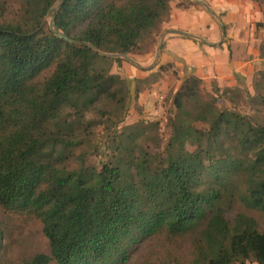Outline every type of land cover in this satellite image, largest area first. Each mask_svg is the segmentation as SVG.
Instances as JSON below:
<instances>
[{"label": "trees", "instance_id": "16d2710c", "mask_svg": "<svg viewBox=\"0 0 264 264\" xmlns=\"http://www.w3.org/2000/svg\"><path fill=\"white\" fill-rule=\"evenodd\" d=\"M18 1H0V207L37 217L49 245L22 264H124L159 235L189 239L187 264H264L253 215L264 216V124L202 99L189 75L166 145L149 151L156 125L118 127L129 84L111 67L123 58L55 34L58 0ZM169 1L62 0L53 23L100 52L139 53ZM257 76L254 94L242 92L264 107V70ZM98 126L109 151L94 165L82 146L95 149Z\"/></svg>", "mask_w": 264, "mask_h": 264}, {"label": "rangeland", "instance_id": "374dc122", "mask_svg": "<svg viewBox=\"0 0 264 264\" xmlns=\"http://www.w3.org/2000/svg\"><path fill=\"white\" fill-rule=\"evenodd\" d=\"M4 1L8 8H17L18 0ZM264 17V5L259 4ZM264 20V18H263ZM258 40L254 42V48H258L260 57L264 58V23L256 25ZM156 29L144 40L142 50L139 53L127 54L133 61L139 62L142 66L151 65L149 68L141 69L133 62L123 58L120 64L113 63L111 72L118 73L125 77L129 84V100L126 114L118 127L139 124L147 127L150 124L156 125V129L147 131L149 151L157 149L155 146L164 147L171 133L170 116L176 111L173 100L176 91L181 86L184 77L171 68V63L159 65V60L154 62V55L158 37ZM155 33V34H154ZM202 43L200 40H197ZM161 69L160 67H166ZM151 69V70H150ZM150 70V71H149ZM259 70H254L251 82V89L254 80L257 78ZM195 76V75H194ZM136 78L145 81H135ZM215 87L219 89L216 90ZM244 88L235 86L219 87L214 79L203 80L200 83V97L220 108H235L242 113L250 114L255 121L264 124V107L255 106L246 100L243 95ZM198 128H206V124L196 122ZM95 149H90L88 145L82 146V150L87 151L86 162L99 165V162L106 159L105 152L107 140L102 126L95 128L92 140ZM77 150L76 152H78ZM75 166L76 163H71ZM253 215L258 219L261 227H264V216L257 213ZM0 228L2 238L0 241V264H22L36 253H48V240L43 234L41 221L27 212H15L4 210L0 207ZM190 251V242L186 237L176 238L171 241L165 240L163 235L142 241L132 250L129 260L124 264H187ZM238 264V263H237ZM246 264H253L248 261Z\"/></svg>", "mask_w": 264, "mask_h": 264}, {"label": "crops", "instance_id": "0c3cea01", "mask_svg": "<svg viewBox=\"0 0 264 264\" xmlns=\"http://www.w3.org/2000/svg\"><path fill=\"white\" fill-rule=\"evenodd\" d=\"M201 1L209 5L211 12L198 0L169 1V13L161 19L155 32L156 48L163 38L159 65L171 63V68L184 78L195 75L203 80L214 79L219 87L240 86L253 95V72L264 64L258 48L253 46L258 40L255 23L264 18L261 8L253 0ZM172 30L201 37L206 42L170 33ZM134 62L141 69L151 66Z\"/></svg>", "mask_w": 264, "mask_h": 264}, {"label": "water", "instance_id": "95a60500", "mask_svg": "<svg viewBox=\"0 0 264 264\" xmlns=\"http://www.w3.org/2000/svg\"><path fill=\"white\" fill-rule=\"evenodd\" d=\"M203 6H205V8L207 10H209L211 12V9L209 7L208 4H206L204 1H201V0H198ZM62 3V0H58V2L55 4V6H53L49 11H48V16H49V26L50 28L55 32V34H57L58 36H60L61 38L67 40L68 42L70 43H73V44H85V45H89L91 46L94 50H96L97 52H99L100 54H103V55H106V56H114V57H123L131 62H134L132 59H130L126 54H122V53H103V52H100L96 47L92 46L91 44L87 43V42H83V41H77V40H73V39H70L68 36H66L63 32H61L59 29H57L55 26H54V23H53V18H54V12L58 9V7L60 6V4ZM223 31V30H222ZM170 33H177V34H183V35H189V36H192L196 39H199L203 42H206V40H204L203 38L201 37H198V36H194V35H190L186 32H182V31H175V30H172ZM162 41H163V38H161L159 40V44L156 48V54H155V59H154V62L157 60L158 58V55H159V51H160V47H161V44H162ZM135 63V62H134ZM137 64V63H136Z\"/></svg>", "mask_w": 264, "mask_h": 264}]
</instances>
